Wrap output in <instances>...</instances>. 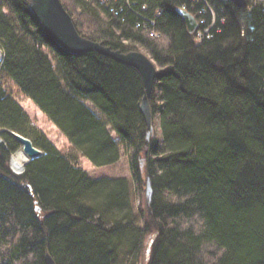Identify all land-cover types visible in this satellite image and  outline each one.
<instances>
[{"label":"trees","instance_id":"trees-1","mask_svg":"<svg viewBox=\"0 0 264 264\" xmlns=\"http://www.w3.org/2000/svg\"><path fill=\"white\" fill-rule=\"evenodd\" d=\"M60 1L84 38L152 60L151 131L134 68L67 52L29 0H0V73L75 151H59L0 82V264H45L46 253L55 264H120L121 255L135 264H264V12L206 0L217 30L196 42L177 0ZM183 2L197 17L200 0ZM10 131L42 151L21 175L9 167L20 147ZM122 151L132 185L91 177L76 162L80 154L113 165Z\"/></svg>","mask_w":264,"mask_h":264},{"label":"water","instance_id":"water-1","mask_svg":"<svg viewBox=\"0 0 264 264\" xmlns=\"http://www.w3.org/2000/svg\"><path fill=\"white\" fill-rule=\"evenodd\" d=\"M226 1L232 3L237 8H243L246 6L245 0ZM29 5L46 34L67 52L79 54L87 51H95L128 65L139 73L144 87L143 97L140 103V112L144 118L147 129L151 131V111L149 100L154 81L158 74V70L152 60L139 51H129L123 53L119 50H113L111 47L104 45L102 42H96L84 38L78 33L71 15L66 11L60 0H29ZM176 11L183 19L187 31L192 33L197 25L195 18L184 10L177 9ZM150 131L146 133L147 141ZM9 133L12 138L19 145H21L23 152L29 160L42 154V151L34 147L29 139L22 137L13 131H10ZM23 172L24 167L20 173H14L16 175H21ZM145 196L148 200H150L151 186L148 178L146 180ZM37 211H39L38 207ZM154 237L155 234L153 235V238ZM151 243L152 240H150V244H148V246H150ZM44 262L45 264H55L52 257L48 253L44 255Z\"/></svg>","mask_w":264,"mask_h":264},{"label":"rangeland","instance_id":"rangeland-1","mask_svg":"<svg viewBox=\"0 0 264 264\" xmlns=\"http://www.w3.org/2000/svg\"><path fill=\"white\" fill-rule=\"evenodd\" d=\"M3 12L9 16L15 28L18 29L15 18L13 17L12 14H10V12L7 10L5 6H3ZM144 33H146L148 37H152L147 31H144ZM2 56H3V52H2V49L0 48V62L2 60ZM53 68L56 69L55 63L53 64ZM2 75L3 74L0 73L1 84L5 88L6 92L13 95V97L17 99V101H19L22 108L24 109L28 117L30 118L32 124L36 128H38L59 151L69 153V154H72V153L75 154V151L73 150V148L71 147L70 143L68 142L67 138L63 135V133L47 119V117L35 106V104L30 99L25 97L20 92L18 87L12 81H10L9 79H7L6 77ZM20 148H22L21 145L19 149ZM76 158H77L76 162L78 163V165L84 170V172H87L91 177L92 176L101 177L104 175H112L113 177L125 176L128 179L130 185H132V178L129 173L126 157L120 159L118 162H116L113 165H107L103 167L93 166L86 158L82 157L80 154H76ZM27 160L29 161L28 158ZM10 170L13 172L11 168ZM140 204L141 203L139 202V200H137L136 197L133 196L132 206L134 210V215L138 219H139V216L137 212H138V208ZM152 238H153V235H151L146 241L147 253L150 247L148 246V244H150V240ZM119 263L120 264H135L134 260H132V258L127 255H121Z\"/></svg>","mask_w":264,"mask_h":264},{"label":"bare ground","instance_id":"bare-ground-1","mask_svg":"<svg viewBox=\"0 0 264 264\" xmlns=\"http://www.w3.org/2000/svg\"><path fill=\"white\" fill-rule=\"evenodd\" d=\"M200 2L202 3V7L197 9L198 15L195 18L197 25H196V28L194 29V31L190 34H192V36L194 37L195 32L197 30L198 32L202 33V38H203L202 40H204V39H209L212 36L213 31L217 30V29H215L216 28L215 23H216L217 17H216V12L214 9H210V8H209L210 10L208 9V3L206 0H200ZM245 3H246L245 7L238 8V9L257 8V9L261 10L262 12H264V0H245ZM184 5H185V2H183V0H177V6L175 9L176 10L177 9L183 10L180 7H182ZM111 12L117 13L116 8L115 7L112 8ZM200 20H201L202 24H204V25L198 24V22ZM203 30H206V31L203 32ZM201 41H198V42H201ZM49 58H50L51 63L53 65L55 62L52 60L51 56H49ZM26 161H27V156L23 152L22 148H20L15 153H13L11 155L9 164H10L11 169L15 173H20L23 170L24 163Z\"/></svg>","mask_w":264,"mask_h":264},{"label":"built area","instance_id":"built-area-1","mask_svg":"<svg viewBox=\"0 0 264 264\" xmlns=\"http://www.w3.org/2000/svg\"><path fill=\"white\" fill-rule=\"evenodd\" d=\"M101 1H109V0H101ZM180 8H182L183 10H185V11H188L187 10V8L186 7H184V6H182V7H180ZM210 10V9H209ZM198 24H200V25H204V24H202V22H201V20L198 22ZM145 29H147L148 27H144ZM204 31H206V30H203V32ZM152 37H154V38H159L160 37V34H158L156 31H149L148 32ZM194 38H195V41L196 42H198V41H201L203 38H202V33L201 32H198L197 30H196V32H195V35H194Z\"/></svg>","mask_w":264,"mask_h":264},{"label":"crops","instance_id":"crops-1","mask_svg":"<svg viewBox=\"0 0 264 264\" xmlns=\"http://www.w3.org/2000/svg\"><path fill=\"white\" fill-rule=\"evenodd\" d=\"M111 134H112V137L114 138V139H117V137H116V135H115V133L114 132H111ZM125 157V152L124 151H122L121 153H120V159H122V158H124ZM112 176V175H111ZM113 177V176H112Z\"/></svg>","mask_w":264,"mask_h":264}]
</instances>
